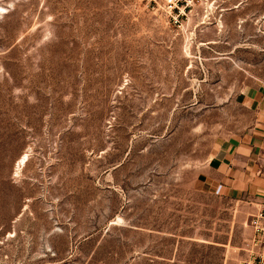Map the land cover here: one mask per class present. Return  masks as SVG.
<instances>
[{
  "label": "rangeland",
  "instance_id": "374dc122",
  "mask_svg": "<svg viewBox=\"0 0 264 264\" xmlns=\"http://www.w3.org/2000/svg\"><path fill=\"white\" fill-rule=\"evenodd\" d=\"M174 3L0 0V264L264 258V195L202 186L255 123L264 0Z\"/></svg>",
  "mask_w": 264,
  "mask_h": 264
},
{
  "label": "crops",
  "instance_id": "0c3cea01",
  "mask_svg": "<svg viewBox=\"0 0 264 264\" xmlns=\"http://www.w3.org/2000/svg\"><path fill=\"white\" fill-rule=\"evenodd\" d=\"M245 98L255 123L248 133L217 149L202 180L206 192L229 197L245 192L264 195V87L251 90Z\"/></svg>",
  "mask_w": 264,
  "mask_h": 264
},
{
  "label": "built area",
  "instance_id": "2783aa9c",
  "mask_svg": "<svg viewBox=\"0 0 264 264\" xmlns=\"http://www.w3.org/2000/svg\"><path fill=\"white\" fill-rule=\"evenodd\" d=\"M169 4L171 5V8H173V6L177 7L174 0H169ZM252 226L255 231L254 241L261 243L264 251V208L254 216ZM247 264H264V258L262 256L253 257Z\"/></svg>",
  "mask_w": 264,
  "mask_h": 264
},
{
  "label": "bare ground",
  "instance_id": "6f19581e",
  "mask_svg": "<svg viewBox=\"0 0 264 264\" xmlns=\"http://www.w3.org/2000/svg\"><path fill=\"white\" fill-rule=\"evenodd\" d=\"M26 159H27V156H25V157L21 160V164H20V165L25 164Z\"/></svg>",
  "mask_w": 264,
  "mask_h": 264
}]
</instances>
